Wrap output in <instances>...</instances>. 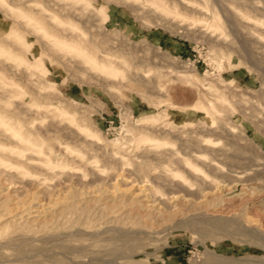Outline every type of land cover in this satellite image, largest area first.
<instances>
[{"label":"rangeland","instance_id":"rangeland-1","mask_svg":"<svg viewBox=\"0 0 264 264\" xmlns=\"http://www.w3.org/2000/svg\"><path fill=\"white\" fill-rule=\"evenodd\" d=\"M0 264H264V0H0Z\"/></svg>","mask_w":264,"mask_h":264}]
</instances>
